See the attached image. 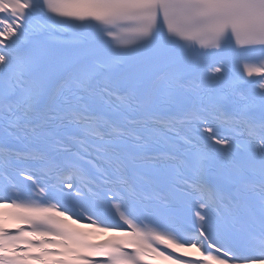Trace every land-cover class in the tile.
<instances>
[{
	"label": "snow or ice",
	"instance_id": "6c2138e0",
	"mask_svg": "<svg viewBox=\"0 0 264 264\" xmlns=\"http://www.w3.org/2000/svg\"><path fill=\"white\" fill-rule=\"evenodd\" d=\"M0 264H264V0H0Z\"/></svg>",
	"mask_w": 264,
	"mask_h": 264
}]
</instances>
